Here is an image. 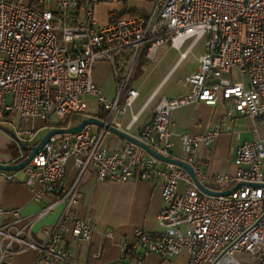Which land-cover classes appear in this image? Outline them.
Wrapping results in <instances>:
<instances>
[{
	"label": "built area",
	"instance_id": "obj_1",
	"mask_svg": "<svg viewBox=\"0 0 264 264\" xmlns=\"http://www.w3.org/2000/svg\"><path fill=\"white\" fill-rule=\"evenodd\" d=\"M101 1L53 0L50 9L49 0H36L42 6L36 9L19 0H0V123L12 124L16 115L21 124L34 118L49 123L51 114L60 121L84 116L89 111L85 97L93 96L104 113L102 121L122 130L117 118L125 117L139 96L132 83L142 58L169 45L183 60L199 42L203 52L196 59L197 69L178 81L188 87L187 94L160 99L152 120L135 138L174 159L171 114L179 108L227 101L232 105L227 117L264 118V0H140L150 5L145 13L111 11L105 24L94 17ZM98 62L110 67L112 99L93 82ZM235 73L242 81L234 82ZM36 132L22 125L13 131L26 145H32ZM221 132L216 122L204 134L177 137L179 160L193 168L202 185L222 192L243 184L226 196L203 193L182 168L154 159L135 144L106 149L105 129L86 126L75 135L50 137L21 172L27 186L40 188L36 199L46 194L55 199L30 217L0 207V264H13L12 258L26 251L36 254L34 264H79L62 242L70 234L73 241L87 243L96 231L69 209L80 200L89 172L99 182L162 181L164 206L157 220L163 232L134 228L132 241L120 247L121 264H142L150 254L169 264L168 257L181 253L188 255L186 264H264V141L239 144L232 170L208 175L196 165L194 153L211 146ZM69 161L75 175L63 188ZM15 173L0 171V181L16 182ZM59 203L65 208L58 222L45 241H35L33 224Z\"/></svg>",
	"mask_w": 264,
	"mask_h": 264
},
{
	"label": "crops",
	"instance_id": "obj_2",
	"mask_svg": "<svg viewBox=\"0 0 264 264\" xmlns=\"http://www.w3.org/2000/svg\"><path fill=\"white\" fill-rule=\"evenodd\" d=\"M19 1L24 5L42 9V6L38 5L36 0ZM120 1L122 2L113 4L112 0H102L94 8L95 19L99 23L105 24L111 11L120 14H130L131 12L145 13L150 8L148 3L140 0ZM48 4L50 9H54L55 3L53 0H49ZM188 42L190 43V41H187L185 44ZM199 44L200 52L196 56V59L203 52V43L199 42ZM152 59H154L153 55L148 61ZM185 59L180 60L178 58L170 70L164 73L149 90L144 89V91H140L138 88H134L132 83V87L138 91L139 96L131 111L125 117L117 118L122 130L133 137L138 136L142 128L152 120L155 107L160 99H174L187 94L188 87H179L178 82V89H165L169 76L180 67ZM197 67L198 63L195 60L193 67L184 72L182 78L192 74ZM92 79L104 97L107 99L113 98L115 83L110 72V67L106 62H98L94 65ZM141 85L144 86V83L142 82ZM88 105L89 111L84 115L85 117L83 116L84 118L89 116L99 117V115L104 114L97 107V102H94L92 105L88 103ZM230 105L231 103L227 101H221L215 106L196 103L175 110L171 114L173 123L172 141L174 143L172 156L174 159H180L182 156L181 144L177 137L178 134H204L216 122L221 123V125L225 123L226 127L227 125L231 126V128L235 127V130L231 132L223 131L211 146H201L195 150L196 165L202 172L208 175L232 170L234 151L239 144L254 140L264 141V118L253 120L235 114L233 117H227L225 114L227 109L223 113L220 111L221 107L225 108ZM134 115L136 116V120L132 122L131 118ZM225 117L227 118L225 119ZM14 118L15 116L13 117V121ZM49 123H46L43 119L34 118L21 124L19 117L18 126H26L36 131L44 129V134L41 137L50 129L62 128L58 127V124L51 125ZM130 123L131 126L128 129L127 127ZM71 126L67 124L66 127ZM41 137H36L32 145L39 142ZM124 143L125 141L111 133H107L103 142L104 147L110 151L120 150L124 146ZM14 144V140L0 130V164L13 163L12 147ZM19 154L20 156L22 155L20 152ZM74 175L75 169L72 162L69 161L67 164V175L62 182L63 188L70 185ZM15 177L16 182L0 181L1 208L5 210L17 209L22 216L30 217L38 213L46 205L53 203L55 197L51 194H46L40 199L35 198V194L40 191V188L38 186H27L23 172L15 173ZM161 184L162 181L160 179L124 183L99 182L92 172L87 173L80 188L81 198L77 203L70 206L69 209L73 216L95 226L96 231L92 235L90 242L77 243L68 234L64 237L62 245L79 264H121L122 253L120 247L124 242L130 243L132 241L134 228H142L145 231L153 233L163 232V227L157 220L158 213L164 206L161 196ZM205 184L209 186L215 185L209 181ZM64 208V203L57 204L51 213L33 224L32 233L35 241L43 242L47 239L46 233L56 225ZM3 221L4 218H1L0 223ZM96 252H100L99 257H94ZM36 258V254L33 251H26L14 256L12 263L34 264ZM167 260L169 264H186L188 255L181 253L168 257ZM124 262L127 263V261ZM142 264H163V258L150 254L144 258Z\"/></svg>",
	"mask_w": 264,
	"mask_h": 264
},
{
	"label": "rangeland",
	"instance_id": "obj_3",
	"mask_svg": "<svg viewBox=\"0 0 264 264\" xmlns=\"http://www.w3.org/2000/svg\"><path fill=\"white\" fill-rule=\"evenodd\" d=\"M117 2H122V1L112 0L113 4L114 3L117 4ZM57 35L60 36V33H57ZM59 44L61 43L59 42ZM188 45H189V42L182 47V51H184L187 48L186 46ZM199 52H200V44L198 43L194 49V52L188 55L187 58L182 62L180 67L172 75L169 76L168 81L165 85L166 90L178 89V86H177L178 80L182 78V74L184 72L190 70L193 67L194 62L196 60V56L199 54ZM153 58L154 59L148 61L149 59H146L145 57H143L142 60L140 61L139 66L137 67L134 79H133L134 88H138L140 91H144V89L149 90L157 82V80L160 79V77L164 73L170 70V68L179 58V52L176 49L171 48L169 45H164L157 49V51L153 54ZM240 81H242L241 77H239L238 74L235 73L234 82H240ZM142 82L144 83V86L141 85ZM245 83H247L246 80H245ZM85 100L90 105H92L94 102H97L96 98L93 96H86ZM231 108H232V105L225 107V108L221 107L220 112L223 113L226 109H231ZM226 118L227 117H225V119ZM49 120H50L49 124L51 125H57L60 123V120L53 114L50 115ZM18 121H19V117L15 116L13 124L0 123V130L5 134L7 133L4 131L13 132L18 128ZM79 121H80L79 118L76 117L74 119H71L68 124L69 126L75 125L79 123ZM224 124L225 123L221 125L223 129L222 132L223 131L231 132L235 130V127L231 128V126L227 125V127L229 126V128H227L226 125ZM23 127L28 128L26 126H23ZM43 134H44V129H39L36 132V137H41V135ZM40 139H42V137ZM15 144L17 145L16 142Z\"/></svg>",
	"mask_w": 264,
	"mask_h": 264
},
{
	"label": "water",
	"instance_id": "obj_4",
	"mask_svg": "<svg viewBox=\"0 0 264 264\" xmlns=\"http://www.w3.org/2000/svg\"><path fill=\"white\" fill-rule=\"evenodd\" d=\"M86 126H94V127L100 128V129L101 128L105 129L108 133H111V134L119 137L123 141L139 146L140 148H142L146 153H148L154 159L161 161V162H164V163H170V164H173V165H176V166L182 168L190 176V178L193 180L196 187L205 194L213 195V196H226V195L233 193L241 185H243L242 183H238L237 185H235L234 187H232L231 189L226 190V191H222V192L213 191V190L209 189L208 187L202 185L196 179V177L194 175V170L189 164H187L184 161L179 160V159L167 158V157H164V156L157 154L152 149H149L145 144L139 142L135 137H133V136L129 135L128 133H126L122 130H119V129H117V128L109 125V124H105L102 121V119H100L99 117H95V116H89V117L83 119L82 121H80L79 123H77L76 125L71 126V127L50 129L46 132V134L42 137V139L39 142H37L35 145H26V144L20 142L19 140H17L15 138L13 132L4 131L12 139L15 140V142L18 145L19 152L22 153L23 151H25V152H27V155L19 163H11V164H2L1 163L0 164V171L11 172V173L20 172L38 154V152L43 148V146L49 140L50 137H52L54 135H75L78 132H80L83 128H85Z\"/></svg>",
	"mask_w": 264,
	"mask_h": 264
},
{
	"label": "trees",
	"instance_id": "obj_5",
	"mask_svg": "<svg viewBox=\"0 0 264 264\" xmlns=\"http://www.w3.org/2000/svg\"><path fill=\"white\" fill-rule=\"evenodd\" d=\"M138 14L137 12H131L130 15H136ZM77 118H79L80 121H82L83 119H85L83 116H76ZM76 117H72V118H66L62 121H60V123L58 124V127H66L67 124L69 123V121L71 119H74ZM100 119H104V114L99 115ZM79 121V122H80ZM36 144V143H35ZM12 151H13V163H19L21 160L24 159V157L27 155V152L23 151L22 155L20 156L19 154V150L18 147L14 144V146L12 147Z\"/></svg>",
	"mask_w": 264,
	"mask_h": 264
}]
</instances>
